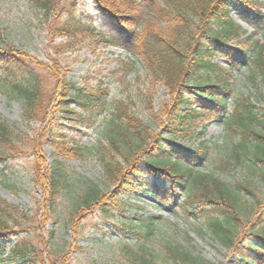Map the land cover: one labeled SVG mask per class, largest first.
<instances>
[{
  "label": "rangeland",
  "instance_id": "374dc122",
  "mask_svg": "<svg viewBox=\"0 0 264 264\" xmlns=\"http://www.w3.org/2000/svg\"><path fill=\"white\" fill-rule=\"evenodd\" d=\"M70 1L59 0L55 9L46 14L35 0H0V47L23 53L32 63V70L41 85L43 108L47 111L46 120L44 117L41 120L25 119L21 95L18 92H0V114L16 122L23 139L17 144L18 150L7 151V168L0 175V200L19 206L21 210L9 211V223L17 221L19 224L15 225V233L9 235L4 246L3 264H142L143 257L156 264H174L167 257L168 246L185 248L208 263L253 264L249 259H243L234 248L217 241L204 220L190 218L178 207L187 190H180L185 192L179 193L178 198L174 197V191H170L166 199L146 188L121 194L119 199L124 205L115 211L116 216L112 218L103 216L95 203L91 206L84 204L87 186H95L103 194L112 193L116 187L103 174L94 151H84L81 157L72 153L57 157L59 152H63L57 148L63 141L61 135L66 137L69 147L75 141L88 147L100 140L107 144L114 121L120 122L125 109L138 118L148 132L160 136L166 144L171 142L188 152L206 144L207 159L202 164H194L196 172L230 181L250 182L251 191H241L239 227L236 229L238 243L242 247L258 243V239L249 234L261 227L254 219L257 211H253L252 204L264 203V182L247 159L241 163L234 161V165L227 163L233 141L238 138L228 140L224 118L197 120L182 134L170 133L166 116V106L173 100L170 89L162 81L154 79L131 48L109 44L96 37L99 32L111 34L112 31L95 0H75L73 9L80 20L92 22L93 34H82L76 40L72 39L75 44L70 49L57 47L69 41L66 36H57L54 28L57 21L65 20L62 8ZM163 1L153 7L137 5L135 13L139 25H125L134 30L138 38L151 25L159 29L171 26L165 15L157 14L156 8L161 3L168 7ZM257 9L264 14V6L255 7L242 2L232 6L231 16L238 27V36L229 39V46L253 51L251 45L254 41L264 43V29L252 15ZM216 63L227 69L225 80L232 85L227 97L229 106L232 107L235 97L245 94L255 103L257 110L264 112V88L250 81L249 68L243 65L233 68L226 55H220ZM55 69L59 71L60 78L80 86L107 87L110 101L106 109L87 112L76 107V114L58 111L57 115L50 117L60 93V81L53 72ZM200 77L196 82H204L207 75ZM24 79L18 75L13 82L22 83L26 81ZM38 157L44 160L45 167L55 158L65 166L67 184L54 205L49 204V186L47 179L43 178L45 169L38 176ZM153 182L155 184L156 180ZM147 218L156 220L151 233H147L142 225ZM22 240L29 244L30 251H35L34 260L22 261L11 256V245Z\"/></svg>",
  "mask_w": 264,
  "mask_h": 264
},
{
  "label": "trees",
  "instance_id": "16d2710c",
  "mask_svg": "<svg viewBox=\"0 0 264 264\" xmlns=\"http://www.w3.org/2000/svg\"><path fill=\"white\" fill-rule=\"evenodd\" d=\"M160 1L162 0H95L97 8L108 19L112 31L111 34L99 32L96 37L109 44L131 48L140 56L154 79L162 81L170 89L173 100L166 106V116L171 134H182L197 120L223 118L224 113L230 110L228 118H224L228 140L235 137L238 140L233 141V150L227 163L234 165V161L241 163L247 159L251 168L258 170L264 182V112L257 110L255 103L245 94L235 97L232 107L229 106L227 97L230 96L232 85L225 80L227 69L216 63L220 55H226L234 65L233 68L241 65L248 67L250 81L264 88V43L254 41L251 45L253 51L248 48L236 49L228 44L232 36H238V27L231 16L232 6H238L242 2L263 7L264 0H164L168 7L161 3L156 8L157 14L165 15L171 26L159 29L151 25L138 38L136 32L125 24L135 27L139 25L138 15L135 13L137 5L147 4L153 7ZM35 2L46 14H50L59 4V0ZM74 4L75 0L64 4L62 10L66 14L65 20L57 21L54 28L57 36H66L69 39L65 44L57 46L61 49H70L75 44L72 39L76 40L82 34L94 32L91 21L85 22L77 17V13L73 11ZM252 15L264 29V14L257 9ZM53 72L60 81V93L56 100L57 108L55 106L52 109L50 117L57 115L58 111L76 114V107L87 112H101L106 109L110 101L107 87L80 86L60 78L57 69ZM202 74L207 75L205 81L196 82ZM18 75L26 81L13 82ZM40 86V81L32 70V63L25 54L0 47V92H18L21 95L25 119L47 117ZM122 114L123 116L119 115L120 122L114 121L107 144L100 140L98 144L88 147L75 141L69 147L66 137L61 135L63 141L57 148L63 152H59L57 157L68 153L81 157L84 151H94L103 174L116 187L112 193L103 194L95 186H87L83 197L84 204L91 206L95 203L103 216L112 218L116 216L115 211L124 205L119 199L121 194L146 188L153 189L154 194H162L166 199L170 191H174V197L178 198L179 193L187 190L183 201L178 204L182 211L190 218L204 220L215 239L234 248L243 259H249L253 264H264L263 202L252 204L253 211H257L254 219L261 227L249 235L258 239V243L242 247L237 239L236 229L239 227L238 215L243 195L241 191L250 192V182L230 181L196 172L197 167L194 164H202L207 159L206 144H201L196 151L182 150L181 147L171 142L166 144L160 136L148 132L142 122L128 113L127 109ZM18 128L16 122L0 114V175L7 168V151L18 150L17 144L23 140ZM44 165V160L38 157L37 173L40 176L45 169L43 178L47 179L45 181L49 186V204L54 205L62 188L67 184V174L63 162L58 158L48 167ZM153 180H156L155 184ZM182 189L185 191H180ZM9 211L21 210L19 206L0 200V264H3L2 252L9 235L15 233L14 227L19 224L17 221L9 223ZM22 215L27 217L25 213ZM155 222L151 218L142 222L147 233L155 229ZM10 254L22 261H32L36 255L23 240L11 245ZM167 257L174 264H213L177 246L167 247ZM142 264L156 263L143 257Z\"/></svg>",
  "mask_w": 264,
  "mask_h": 264
}]
</instances>
